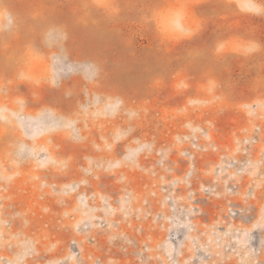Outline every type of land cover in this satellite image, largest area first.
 Wrapping results in <instances>:
<instances>
[{
	"label": "clouds",
	"instance_id": "9594fccd",
	"mask_svg": "<svg viewBox=\"0 0 264 264\" xmlns=\"http://www.w3.org/2000/svg\"><path fill=\"white\" fill-rule=\"evenodd\" d=\"M62 4L162 59L213 38L132 98ZM262 27L264 0H0V264H264Z\"/></svg>",
	"mask_w": 264,
	"mask_h": 264
},
{
	"label": "rangeland",
	"instance_id": "374dc122",
	"mask_svg": "<svg viewBox=\"0 0 264 264\" xmlns=\"http://www.w3.org/2000/svg\"><path fill=\"white\" fill-rule=\"evenodd\" d=\"M71 8V4L58 5L59 19L67 23L71 31L70 47L73 58L87 57L102 60L107 73L106 86L132 98H140L145 94L151 75L166 74L177 67L185 55V48L202 45L213 38V29L210 26L200 39L180 46L169 57L162 59L154 45L149 47L147 40L137 39L131 47L126 46L127 27H122L117 32L85 28L76 24ZM214 10L216 6L208 4L197 9V12L200 15H208ZM132 18V16L128 17L129 20ZM246 25V21H240L239 26L225 33V38L243 35V27ZM257 36L264 39V27L257 31ZM229 47L235 50V41L230 42ZM168 59L172 60L171 64L167 63ZM156 87L161 85L157 84ZM45 98L50 102H56L58 96L55 92H46ZM161 115L166 117L168 113L162 109ZM222 126L227 129L233 125L231 121H227L222 122Z\"/></svg>",
	"mask_w": 264,
	"mask_h": 264
}]
</instances>
